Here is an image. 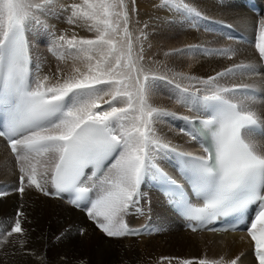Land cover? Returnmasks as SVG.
I'll use <instances>...</instances> for the list:
<instances>
[{
    "label": "snow or ice",
    "instance_id": "6c2138e0",
    "mask_svg": "<svg viewBox=\"0 0 264 264\" xmlns=\"http://www.w3.org/2000/svg\"><path fill=\"white\" fill-rule=\"evenodd\" d=\"M163 4L188 16H201L184 0H163ZM54 6L55 0H0V137L7 140L19 163L18 191L24 192L27 178L29 186L45 195L67 194L75 207L85 206L88 216L108 237H122L139 234L128 227L123 215L139 204L142 183L153 179L168 186L169 203L183 212L193 231V222L206 226L237 217L232 230L243 223L254 241L258 264H264V98H258L264 97V77L258 84L219 83L221 78L260 76L257 63H234L206 80L187 77L203 84V90L175 85L177 102L202 114L180 117L190 125L186 134L206 145V155H193L155 133L160 116L176 113L148 102L150 81L157 77L144 73L133 59L125 0H83L63 9L71 13L68 23L82 21L88 31L96 33L93 38H68L52 32L41 17ZM33 24H42L53 36L49 51L63 60L65 56L58 50L66 49L73 60L83 62L84 70L73 67L66 74L58 67L55 73L41 76L42 66L36 64L32 71L27 34ZM254 31L250 43L264 63V17L256 22ZM115 37H122L123 42ZM193 47L198 46L176 51ZM213 51L236 55L235 49ZM138 58L143 60L142 55ZM170 155L179 160L181 172L203 206L193 205L183 186L157 163ZM108 161L111 163L106 165ZM89 165L93 171L86 177ZM49 183L53 191H48ZM22 216L17 213L6 236L0 232L3 242L23 232ZM19 243L22 246L24 241ZM198 264L215 262L200 259Z\"/></svg>",
    "mask_w": 264,
    "mask_h": 264
},
{
    "label": "bare ground",
    "instance_id": "6f19581e",
    "mask_svg": "<svg viewBox=\"0 0 264 264\" xmlns=\"http://www.w3.org/2000/svg\"><path fill=\"white\" fill-rule=\"evenodd\" d=\"M63 1L55 0V6ZM154 1L156 3L158 0ZM159 1L161 2L158 7L159 21L157 16V19L151 16L154 19L147 27L144 26V18L141 15L138 16L134 2L128 0L125 2L129 13L128 27L133 41V59L138 67H143L144 73L161 77L150 81L149 104L154 108L176 113L175 116H160L156 120L154 127L157 137L171 146L186 149L195 146L196 143L183 130V120L179 119L200 113H195L177 102L178 89L175 85L179 84L181 88L187 87L193 90L201 88L203 90L205 87L203 84L187 77L206 80L234 63L250 61L257 63L260 76L221 78L219 83L225 86L241 83L258 84L264 77V73L257 52L250 43L230 37L228 32L222 28L221 22L225 19L226 22H231L240 29L255 34L254 25L264 17V14L249 11L244 0H184V3L200 12L207 22H202V27L205 29L191 31L187 24L190 16L165 6L163 0ZM41 20L51 30H58V22L50 14L42 16ZM150 25L160 27L154 31V27ZM122 29L123 23H121V32ZM28 35L34 65H36L31 31ZM161 36H163L162 39ZM115 38L123 42L122 37ZM157 42L163 43V50L153 49ZM188 46L198 47H193L191 51H176ZM201 49H206L208 52L201 51ZM217 49H235L236 55L231 56L230 53L220 55L213 51ZM62 50L65 56L63 60L50 56L44 57L41 76L55 73L58 67L66 74L71 73L73 67H81L84 70L82 61H69L71 55L66 49ZM141 55L143 56L142 61L138 58ZM144 73H141V78ZM158 160L167 163L166 157ZM5 183L10 185L7 186L9 191L6 195L0 197V232L4 236L7 235L17 218V210L23 213L20 217L23 232L8 237L6 243L3 242V236H0V264H72L73 261H78L75 264H182L184 260H192L193 264H198L200 259H207L215 264H227L237 257L240 262H249V239L246 234L224 237L209 233L200 237L183 231L180 229L182 226L179 218L164 205L161 195L156 191L151 192V214L152 220L155 217V221L159 224L160 231L150 238L155 236V241L141 242L139 245L134 242V239H130L137 237L138 240V236L126 235L122 237L128 238H122V240H127V244L111 243L120 237H108L106 233L91 224L82 211L68 206L62 200L57 201H62L66 206L43 196L34 186L30 187L28 184L25 195H21L17 189L14 190L13 186L17 185L14 158L0 137V186ZM33 188L38 192L33 196L40 199L27 198V191L34 192ZM20 196L25 204L22 209L16 198ZM129 217L133 216L123 215V219ZM158 217H160L159 220H157ZM100 220L103 221V217H100ZM140 221L136 220L137 223ZM168 232L172 233L164 235ZM20 240L24 241L22 246L19 243ZM52 244L57 246L54 251L51 250ZM88 250H91L92 261L76 259L82 257ZM118 251L123 253L121 258L117 256ZM29 257H34L35 261H29Z\"/></svg>",
    "mask_w": 264,
    "mask_h": 264
},
{
    "label": "rangeland",
    "instance_id": "374dc122",
    "mask_svg": "<svg viewBox=\"0 0 264 264\" xmlns=\"http://www.w3.org/2000/svg\"><path fill=\"white\" fill-rule=\"evenodd\" d=\"M128 1L132 2V3L134 2L133 4H134V6H135V8H136V10L138 12V16L141 15L142 18H144L143 21H144V26L145 27H147L149 25V23L151 22V20L154 19L153 17L156 18V16H157L158 21H159L158 7L161 4V2L159 0H158L159 2L157 1L156 3H155L154 0H153L154 2L152 0H128ZM125 2H126V0H125ZM74 3H83V0H64L62 3L60 2L59 5L53 7L52 12L50 13V15L55 17L56 22H58L59 27H58V30L56 29V30H51V31L55 32L56 35L64 34V35L68 36V38H70L72 35H76L77 37H84L85 36L84 38H93L96 35V33L88 31L87 26L84 23H82V21L78 20V22L76 24H70V23L67 22V17L71 13H70V11H63V9L66 6H69V5L74 4ZM157 4H158V6H156ZM151 16H153V17H151ZM200 19H201V16L198 17V18H196V17L192 18V22H189V24H188L189 29L191 31H195V29H199L200 30V29L204 28V27H201ZM222 20L225 21V19H222ZM205 21L206 20H204L202 18V22H205ZM145 22H147V24ZM205 23H207V22H205ZM150 26L154 27L152 25H150ZM159 27L156 26V27L153 28V30L157 31L158 30L157 28H159ZM79 30H81L82 33ZM79 33H81V35ZM31 35H32L33 45H34V48H35V51H36V57H37V63L38 64H40L42 66L44 64V62H45L44 57H47V56H50V57H52L54 59H57V55H54L51 51H49L50 47H52V41H53L54 38L50 34V32H48V31H46L44 29L42 24L41 25L33 24V27H32V30H31ZM160 38L162 39L163 36H161ZM162 47H163V43L162 42H160V43L157 42V44L155 45V47L153 49H155L156 51H160L159 50L160 48H161V50H163ZM58 52L64 53L62 49H59ZM69 61H73L74 62L72 57L69 58ZM157 77H159V76H157ZM159 78H161V77H159ZM179 120L182 121L181 118ZM28 186H26V187H28ZM30 187H32V186H30ZM33 190H34V192L32 190L27 191V194H28L27 198L40 199V198H36V197L33 196L35 193H38L34 188H33ZM10 193H13V192H10ZM25 194H26V188H25V193L23 192L21 195H25ZM16 198H17V201L19 203L20 208L21 209L24 208L25 204L22 202V197L20 196L19 198L18 197H16ZM56 203H63V202L62 201H56ZM18 212L22 213L21 210H17L16 214ZM129 215H131V214H129ZM159 219H160V217L157 218V220H159ZM153 220L155 221V217H154ZM97 232L100 234V232L98 230H97ZM100 235L103 238H105L104 235H102V234H100ZM122 238H128V237H120V238H117V239L115 238L116 240L111 242V243H114L115 245H118V244H120V245L124 244L125 245V244H127V240H122ZM150 238L142 239V240L138 239L137 240V237H133V238H130V239H134L135 243L141 245V242H146V241H151V240L155 241V239H154L155 237H153L152 239H150ZM112 240H114V239H112ZM120 245H119V247H120ZM143 246H145V244ZM51 247H52L51 250L54 251V248H56L57 246H56V244H52ZM140 248H143V247L140 246ZM90 252H91V250H88L82 257H77L76 259L79 258V259H82L83 261H92L93 259L91 258V253ZM118 252H117V256L121 258L123 256V253L121 251H118ZM30 260L31 261H33V260L35 261V258L34 257H29V261ZM77 262L78 261H73V263L72 262L71 263L75 264Z\"/></svg>",
    "mask_w": 264,
    "mask_h": 264
}]
</instances>
